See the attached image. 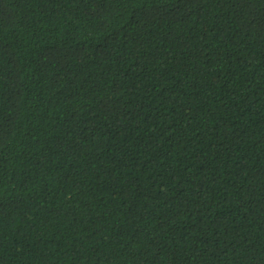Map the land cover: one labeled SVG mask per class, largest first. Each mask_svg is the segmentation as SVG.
Listing matches in <instances>:
<instances>
[{
  "label": "trees",
  "instance_id": "trees-1",
  "mask_svg": "<svg viewBox=\"0 0 264 264\" xmlns=\"http://www.w3.org/2000/svg\"><path fill=\"white\" fill-rule=\"evenodd\" d=\"M0 264H264V0H0Z\"/></svg>",
  "mask_w": 264,
  "mask_h": 264
}]
</instances>
